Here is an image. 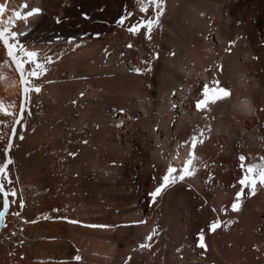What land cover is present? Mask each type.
Instances as JSON below:
<instances>
[{
    "label": "bare ground",
    "instance_id": "obj_1",
    "mask_svg": "<svg viewBox=\"0 0 264 264\" xmlns=\"http://www.w3.org/2000/svg\"><path fill=\"white\" fill-rule=\"evenodd\" d=\"M0 5L6 8L0 21L15 19L14 11L39 9L15 21L12 30L22 33L19 42L45 68L32 81L41 90L29 93L8 153L13 163L6 187L16 195L9 197L15 202L0 224V264L228 263L217 232L206 242L211 260L181 261L174 244L188 233L178 217L156 210L162 192L153 201L147 190L164 183L179 137L193 138L207 125L230 139L238 130L234 121L255 129L250 108L264 117V0H163L150 38L144 28L128 31L155 20L158 11L149 7L142 13L136 0H0ZM218 58L224 71L215 68L210 75ZM0 65V102L14 105L13 115L0 114V133L8 134L0 140L3 150L24 96L2 43ZM205 78L232 90L207 115L190 99ZM217 154L213 140L199 145L189 183L204 187L203 163ZM246 154L248 164L264 165V150ZM222 172L227 187L230 176ZM256 189V199L243 198L232 212L249 229L244 215L253 216L256 202L264 199V186ZM233 193L220 194L218 209ZM189 219L197 222L196 216Z\"/></svg>",
    "mask_w": 264,
    "mask_h": 264
},
{
    "label": "rangeland",
    "instance_id": "obj_2",
    "mask_svg": "<svg viewBox=\"0 0 264 264\" xmlns=\"http://www.w3.org/2000/svg\"><path fill=\"white\" fill-rule=\"evenodd\" d=\"M157 55L159 54L155 53L156 57ZM211 68L212 67L208 68L207 70L210 75L214 73V70L212 69V71ZM238 81L243 85V79ZM180 90H182V87ZM252 90L253 88L247 87L246 93H250ZM258 100H261L260 97H258ZM192 106L193 103L190 104V107ZM177 108V105H175L174 109ZM250 110L252 112V118L254 119L255 129H251L250 124L248 123L244 124V127L241 128L242 126H240V123L234 121L233 126H235V129L238 130L236 131L234 138L230 139L229 137L228 139L225 138V134H220V136H217L216 134L214 135V133H216L215 129L213 130L206 127L207 129L205 128L202 131H207L209 133V136H211L209 143L211 140H213V147L218 153L215 158H211L208 162H206V164L203 160V167L206 169V171L204 170V174H206V178L203 181L204 187L200 186V189H198L195 184L193 185V183H189L191 182L190 175L186 179L181 180L179 183H171L172 188L170 190L167 191L165 189L164 191H161V200L160 203L156 205V210H158L161 214L165 211L166 214H173L174 216L178 217L181 221L182 228L188 233L187 236H184V242L181 241L179 243L177 241L178 243L174 244L176 247L173 245L176 248L175 250H177L176 254L180 256V260L183 262L188 258L191 260H198L201 257H204L207 261L211 260L213 256L209 252L206 242H209L211 236L217 232L220 233V236L218 237H222L224 254L228 257V263L225 262V264H264V199L260 198L258 202H256L258 210L256 212L254 211L255 213L253 216L244 215L247 222H251L252 228L250 229L248 228V225L250 224H242L243 222L241 220V215H234V213H232L233 210L231 206L235 199L234 193L230 200L231 202L227 203L223 210L220 208L218 209L220 205L217 201V198L220 196V194H223L225 189L231 190L232 192L235 190L236 193V189L238 187H233V184H235L234 181L240 177V172H238V169L242 168L239 158L243 155L246 161V152L248 149L251 150V148H253V151L255 149L259 151L264 150V127H262L264 123V117L259 116L254 109L250 108ZM220 125L223 126H221L222 129H224V127H228V124ZM209 129H211V131ZM226 130L227 129H225V131ZM191 138L192 137L190 136L179 137L180 140L178 139L173 147L179 148V146H182L183 149H186ZM187 139L189 140L188 143H186ZM245 161L244 168H247L248 165H252L250 163L248 164V161ZM223 169H225L230 176L231 183H229L227 187H225L223 183L224 174L226 175L225 172H222ZM166 170H168V168H166ZM157 180L158 179L155 176L154 179L150 181V183L154 185ZM162 181L163 180H161V182ZM168 186L169 184L166 186V188ZM152 188L153 187L148 188L147 191L149 194L153 192ZM195 188L197 190H195ZM261 190L263 189H260L259 191L261 192ZM249 192L250 189L248 190L247 195H249ZM199 195L203 196V198H200ZM256 195H258L257 191H255V196ZM246 199L252 200L256 199V197L248 198L247 196ZM191 205L194 208V212H191ZM235 212L237 213V211ZM190 216H196L198 223H195L193 219H189ZM216 222H218V227L215 231H212L210 229V225ZM246 226L249 231H246ZM191 229H196L195 233H191V231H189ZM201 234H203V243L205 245L204 248H198L196 246L198 243H200ZM211 264H215V262H212Z\"/></svg>",
    "mask_w": 264,
    "mask_h": 264
},
{
    "label": "snow or ice",
    "instance_id": "obj_3",
    "mask_svg": "<svg viewBox=\"0 0 264 264\" xmlns=\"http://www.w3.org/2000/svg\"><path fill=\"white\" fill-rule=\"evenodd\" d=\"M139 11L142 13H147L149 11V7H153L157 9L155 20L148 19L147 21L140 22L139 24L132 25L128 28V31L130 33H135L139 31L141 28L146 29L149 38L150 33L155 26V24L159 21V16L163 14V0H136ZM24 8H27V4L23 5ZM6 11L5 6L0 5V16L3 15V13ZM39 13V9H32L27 11L26 13L22 11H14L13 12V19L10 17L7 21H0V24L4 25H11V27L8 26H0V43H2L4 49L6 50L7 57L11 61V63L15 66L16 72L19 74V83L22 88V93L24 96V100L21 103L20 107V116L14 120L13 126L11 128V136L8 138V142L6 145V148L3 150H0V155L4 157H8V153L13 147L12 139L16 136V127L15 125H19L23 119V114L26 111L27 104L30 101V92H40V88L38 86H34L32 81L33 79H38L44 72V64L37 61V53L34 51H29L23 46L19 40L18 36L22 35V33H17L12 30V28L15 26V21L18 20H27L29 17L36 15ZM120 25H123L125 23V18H121V20L118 22ZM131 47V45H129ZM47 62V61H46ZM26 65H31L30 68H26ZM2 67V65H0ZM137 71H139L137 69ZM2 78V77H0ZM209 89L205 87V97L208 96ZM217 94L213 95L210 99H206L203 101H200L197 103L196 108L197 110H201L203 107L207 105V103H215L219 99L227 98L230 95V92L224 88H218L216 90ZM14 105H8L5 106L2 102H0V114H3L5 116H11L13 115L12 111L10 110L13 108ZM4 128H7L8 125L4 124ZM8 134L6 132L0 133V140H3L5 136ZM202 135V133H201ZM21 139L23 137H20ZM202 143V140H198L196 136L192 138V148L193 150L196 147L197 143ZM190 159L186 162L184 168L181 170L182 175L180 176V179L183 180L185 176H190L193 173L190 171L189 166L193 163L195 160V153L194 151L190 153ZM241 167L244 168V161L245 157L241 156ZM13 163V160L8 157L7 159H0V207H2L3 210H0V224L4 222L5 216L7 215L10 204L14 203L15 201H10L9 197H14L16 195L14 190L8 189L6 187L7 184L11 183V180L9 178V166ZM177 169L169 167L168 174L165 175L162 179L164 183L157 187L154 192L151 193V196L153 198V201H155V198L161 193L162 189L166 187L170 183L175 182V177L172 175L175 173ZM257 183H259L261 186H264V165L261 164H253L248 165L246 168V174L244 177L239 181V184L241 185V191L237 193L236 200L239 202L242 195L244 188H249L251 190V193L254 195L256 191ZM233 203L232 204V210L238 211L239 210V203ZM218 227V222L213 223L211 225V230L215 231V229ZM149 240H151V236L148 237ZM201 248H204L205 245L203 243V234L200 236V244L198 245ZM141 248H148L150 247L147 244H141Z\"/></svg>",
    "mask_w": 264,
    "mask_h": 264
},
{
    "label": "built area",
    "instance_id": "obj_4",
    "mask_svg": "<svg viewBox=\"0 0 264 264\" xmlns=\"http://www.w3.org/2000/svg\"><path fill=\"white\" fill-rule=\"evenodd\" d=\"M200 196V198H203V196H201V195H199Z\"/></svg>",
    "mask_w": 264,
    "mask_h": 264
}]
</instances>
